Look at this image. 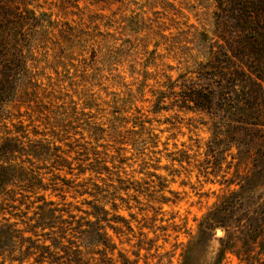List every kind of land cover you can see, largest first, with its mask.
Returning a JSON list of instances; mask_svg holds the SVG:
<instances>
[{"label":"rangeland","instance_id":"374dc122","mask_svg":"<svg viewBox=\"0 0 264 264\" xmlns=\"http://www.w3.org/2000/svg\"><path fill=\"white\" fill-rule=\"evenodd\" d=\"M14 2L32 19L20 42L27 71L18 77L15 93L5 104L8 128L0 127V140L6 130L23 126L31 137L36 130L61 140L57 144L64 149L80 144L77 151L88 150L82 158L97 157L107 164L110 171L102 178L114 184L116 198H122L115 201L116 211L107 205L109 216L118 218L113 219L116 230H106L111 245L87 244L83 262L182 264L187 254L190 264H215L222 240L237 238L238 232L221 226L204 230L199 224L237 189L251 166L245 157L238 163L233 160L238 150L232 148L217 167L215 158L206 155L215 114L197 108L182 92L184 84L206 94L219 91L217 66L225 45L220 37L230 28L216 1ZM135 117L146 121V130L134 125ZM86 122L105 129L99 155L91 153L94 142L84 133ZM135 138L144 140L133 145ZM120 139L128 143L122 145ZM60 175L74 181L72 187L51 181L40 194L64 210L67 221L69 212L76 219L85 216L81 211L88 210L85 199L90 198L75 189L89 173L79 179L77 170ZM92 178L101 184L94 174ZM124 186L130 189H119ZM9 189L13 192L0 199V228L15 239L11 242L3 235L0 264H37L35 258L45 252L40 246L63 254L52 247L54 238L60 248H74L77 235L72 237L68 229L75 223L54 219L52 231L34 229L42 203L33 195L24 198L15 186ZM221 264L240 262L227 253Z\"/></svg>","mask_w":264,"mask_h":264},{"label":"trees","instance_id":"16d2710c","mask_svg":"<svg viewBox=\"0 0 264 264\" xmlns=\"http://www.w3.org/2000/svg\"><path fill=\"white\" fill-rule=\"evenodd\" d=\"M215 1L225 26L230 28L220 37L225 45H221L219 55L223 59L218 61L217 66L219 91L206 94L193 85L184 84L182 92L197 108L215 114L206 155L215 158L217 167L222 165L228 153L231 154L232 148L238 150L236 155H232L233 160L236 159L238 163L247 158L251 166L249 172L236 183L237 189L224 196L199 225L204 230L221 226L226 231L235 228L238 232L237 238L222 240L215 264H221L227 253L235 255L240 264H264V0ZM14 3V0H0V127L5 129L8 128L4 117L5 104L15 93L18 77L27 71L26 61L20 52V42L25 24L31 19L24 17ZM209 44L210 47L214 46ZM145 123V120L135 117V126L146 130ZM85 125L88 130L84 133L94 142L91 153L99 155L98 148L103 146L99 143L105 129L87 122ZM14 131L6 130L0 140V199L4 194L13 192L10 186L19 188L24 198L36 196L42 204L37 208L40 218L34 224L37 227L33 225L34 229L52 231L55 228L54 219L61 221V224L69 223L70 226L75 223L68 229L71 231L69 235H77L78 243L73 242L74 248H60L59 239L54 238L52 247L60 249L63 254L50 252L49 247L40 246L45 252H40L35 263L85 264L82 255L86 245L94 243L108 248L111 243L107 227L116 230L113 224L117 221L113 219L118 218L109 216L107 205L110 204L116 211L115 201L122 198H116L117 187L102 178L103 172L110 171L109 167L97 157L93 161L88 156L82 158V153L88 150L80 148L81 151H77L76 147L80 144H76L75 148L67 145L68 149H64L61 144H57L61 140H53L36 130L33 131V137L30 134L32 132L23 126H15ZM121 133L119 131L118 134ZM142 140L135 138L132 144L136 145ZM126 143L128 141L120 144ZM216 147L221 150L215 152ZM72 153L76 154L73 158ZM122 163L123 160L119 161V164ZM74 170H77V179L89 173L88 179L76 185L81 190L76 188L75 192L79 196H88L90 200L85 199L88 210H80L85 216L76 219L69 212L67 221L62 216L64 210L54 202L47 201L40 191H47L51 181H62L63 185L72 187L70 185L74 181L64 180L60 173L72 174ZM49 174L52 177L47 179ZM92 174L100 178L101 184L93 180ZM119 189L130 188L124 186ZM3 235L11 242L15 239L10 238L12 235L9 231L0 228V253ZM70 241L68 243L71 244ZM189 260L184 254L182 264H190Z\"/></svg>","mask_w":264,"mask_h":264},{"label":"water","instance_id":"95a60500","mask_svg":"<svg viewBox=\"0 0 264 264\" xmlns=\"http://www.w3.org/2000/svg\"><path fill=\"white\" fill-rule=\"evenodd\" d=\"M217 234H218V235H221V234H222V231H221V230H218V231H217Z\"/></svg>","mask_w":264,"mask_h":264}]
</instances>
